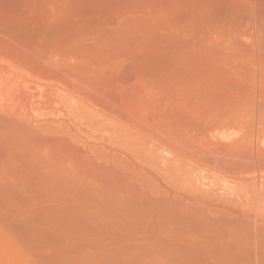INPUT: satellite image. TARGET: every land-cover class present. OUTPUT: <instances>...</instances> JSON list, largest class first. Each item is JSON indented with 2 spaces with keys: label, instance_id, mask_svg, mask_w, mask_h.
Returning a JSON list of instances; mask_svg holds the SVG:
<instances>
[{
  "label": "rangeland",
  "instance_id": "obj_1",
  "mask_svg": "<svg viewBox=\"0 0 264 264\" xmlns=\"http://www.w3.org/2000/svg\"><path fill=\"white\" fill-rule=\"evenodd\" d=\"M0 237L23 264H264V0H0Z\"/></svg>",
  "mask_w": 264,
  "mask_h": 264
},
{
  "label": "bare ground",
  "instance_id": "obj_2",
  "mask_svg": "<svg viewBox=\"0 0 264 264\" xmlns=\"http://www.w3.org/2000/svg\"><path fill=\"white\" fill-rule=\"evenodd\" d=\"M177 74V73H176ZM178 77H179V75H178ZM176 78V77H175ZM177 79V78H176ZM251 89V88H250ZM178 95V94H177ZM225 97V96H224ZM220 98V97H219ZM223 98V97H222ZM258 99V98H257ZM214 100H215V98H214ZM230 100V99H229ZM231 101V100H230ZM177 102V101H176ZM216 103H217V101H215ZM253 103V102H252ZM251 103V104H252ZM180 104V103H179ZM225 104V103H224ZM258 104V103H257ZM218 105V104H217ZM221 105V104H220ZM175 106V105H174ZM177 106V105H176ZM250 106L251 105H247V107H249L250 108ZM253 106V105H252ZM259 106V105H258ZM184 107V106H183ZM227 107V106H226ZM229 107V106H228ZM176 108V107H175ZM259 108V107H258ZM184 110V109H183ZM186 110V109H185ZM248 110H251V109H248ZM176 111V110H175ZM174 111V112H175ZM180 111H181V109H180ZM253 111V110H252ZM182 112V111H181ZM248 112V111H247ZM184 113H186L185 111L183 112V114ZM229 113H231V111H229ZM254 113V112H253ZM249 114H250V111H249ZM176 115H178V114H176ZM180 115V114H179ZM225 115V114H224ZM245 115V114H244ZM251 115H253V114H251ZM187 116V115H186ZM197 116V115H196ZM218 116V115H217ZM221 116V115H220ZM226 116V115H225ZM257 116V115H256ZM219 117V116H218ZM229 117H230V115H229ZM229 117H227V118H229ZM233 117V116H232ZM236 117H237V115H236ZM236 117H235V120H236ZM249 117V116H248ZM258 117V116H257ZM208 118V117H207ZM234 118V117H233ZM232 118V119H233ZM185 119H187V118H185ZM188 119H189V116H188ZM196 119V118H195ZM249 119H250V117H249ZM253 119V118H252ZM189 120H191V119H189ZM194 120V119H193ZM197 120V119H196ZM215 120V119H214ZM229 120V119H228ZM234 120V119H233ZM234 120V121H235ZM195 121V120H194ZM204 121H205V119H204ZM207 121V120H206ZM209 121V120H208ZM216 121V120H215ZM214 121V122H215ZM246 121V120H245ZM179 122V121H178ZM187 123V122H186ZM211 123V122H210ZM197 124V123H196ZM195 124V125H196ZM209 124V123H208ZM178 125V124H177ZM187 125V124H186ZM207 125V124H206ZM211 125V124H210ZM210 125H207V126H210ZM214 125H216V124H214ZM213 125V126H214ZM197 126V125H196ZM195 126V127H196ZM199 126V125H198ZM212 126V125H211ZM187 127V126H186ZM194 127V128H195ZM191 128V127H190ZM193 128V127H192ZM212 128V127H211ZM183 129V128H182ZM198 129V128H197ZM205 129H208V128H206L205 127ZM213 129V128H212ZM200 130V129H199ZM211 130V129H210ZM214 130H216V127L214 128ZM213 130V131H214ZM208 131V130H207ZM212 131V130H211ZM217 132V131H216ZM215 132V134H217ZM211 133V132H210ZM209 133V134H210ZM175 134V133H174ZM190 134V133H189ZM192 134V133H191ZM202 134V133H201ZM205 134V133H204ZM213 134H214V132H213ZM185 135H186V133H185ZM245 135V134H244ZM178 136V135H177ZM191 136H193V135H191ZM202 136V135H201ZM200 136V137H201ZM221 136V135H220ZM224 136V135H223ZM227 136V135H226ZM230 136V135H229ZM233 137V136H232ZM235 137V136H234ZM181 138H183V137H181ZM192 138V137H191ZM202 138V137H201ZM204 138H206V140L204 139ZM203 139H204V141H203V139H201L200 141H201V143H202V145H203V147H205V149L207 150V153H204V154H207V155H209V157L210 158H212V159H215L216 160V162L217 161H219L220 159L222 160V163H224L223 164V166H225L226 167V165L227 166H230V165H232V164H234V163H232V164H230V158H233V159H236V161L238 160L239 161V159H242L243 160V158L241 157V156H239L238 158H237V154L238 153H243V154H245L246 153V151L248 152V154L250 153L251 154V156H254V157H257V158H259V159H261L260 157L262 156V152H261V150H259L258 149V143L257 142H255V143H252L250 140L249 141H247V136H242V138L240 139H238L237 141H230L229 143H228V141H227V143H226V141H223L224 140V138H226V137H224V138H218V137H214L216 140H214V138L212 139L211 137H210V139L211 140H208V138L206 137V135H205V137H204ZM173 139V138H172ZM218 139H220L219 141H218ZM223 139V140H222ZM233 139V138H232ZM182 140V139H181ZM213 140V141H212ZM199 141V140H198ZM203 141V142H202ZM220 141H223L224 143H221ZM182 142V141H181ZM185 142V141H184ZM183 142V143H184ZM194 142H196V141H194ZM251 142V143H250ZM183 143H181V144H183ZM200 142H198V144H199ZM226 143V144H225ZM174 144V143H173ZM175 144H177V143H175ZM189 144V143H188ZM188 144H186L187 145V147H189V149H191V145L190 146H188ZM170 145V144H169ZM178 145H179V143H178ZM194 145V147H195V144H193ZM174 146V145H173ZM179 147H180V145H179ZM197 147L199 148L200 146H198L197 145ZM196 147V148H197ZM181 148V147H180ZM193 148V147H192ZM201 148H202V146H201ZM200 148V149H201ZM182 149V148H181ZM184 149H186L185 148V146H184ZM188 149V148H187ZM243 149L245 150L244 152H239V151H243ZM174 150V149H173ZM183 150V149H182ZM237 150V154H236V156H234V155H231L232 157H230L229 155H230V153L232 154V152L233 151H236ZM239 150V151H238ZM175 151V150H174ZM178 151H179V149H178ZM177 151V149H176V153L175 152H173V153H175L174 154V157H176L175 155L177 154V153H180V154H178V155H181L182 154V152H178ZM186 151H189V150H186ZM194 151V150H193ZM187 154L189 153V152H186ZM186 153H184V151H183V154H184V156H185V154ZM191 153L192 152H190V155H191ZM186 154V155H187ZM195 154V153H194ZM193 153H192V155H194ZM203 154V153H202ZM236 157V158H235ZM241 157V158H240ZM190 158V157H189ZM192 158V157H191ZM218 158H220V159H218ZM227 158H228V161H226L227 160ZM257 158H255V159H257ZM193 159H195L196 160V157L194 158L193 157ZM223 159H226V160H223ZM230 159V160H229ZM248 159V158H247ZM247 159H245L246 160V162L247 161H249V160H247ZM244 160V161H245ZM198 161H200L199 160V158H198ZM214 161V160H213ZM202 162V161H201ZM210 162V161H209ZM209 162H208V164H209ZM215 162V163H216ZM232 162V161H231ZM241 162V161H240ZM219 163V162H218ZM217 163V164H218ZM249 163V162H248ZM251 163V162H250ZM205 164H207L206 162H204V165ZM211 164V163H210ZM209 164V166L211 167H213V165H210ZM237 163H235V168L237 167V165H236ZM239 165L241 164V163H238ZM244 164H245V162H244ZM257 164V163H256ZM207 166V165H206ZM233 167H234V165H232ZM231 166V168H232V170H233V167ZM243 166V165H242ZM247 166H249V165H246V166H244L245 168H243V170L244 169H246V167ZM211 167V168H212ZM250 167V166H249ZM224 168V167H223ZM222 168V169H223ZM227 168V167H226ZM238 168V167H237ZM240 169H242L241 168V166L239 167ZM238 168V169H239ZM248 168V167H247ZM230 168H228V170H229ZM240 169H239V171H240ZM249 169V168H248ZM252 169V168H251ZM247 170V169H246ZM252 171V170H251ZM251 171H249V173H252ZM233 172V171H232ZM241 172V171H240ZM243 172V171H242ZM234 173H235V170H234ZM241 174V173H240ZM244 174H247L246 172L244 173ZM247 180V179H246ZM254 180V179H253ZM243 182H245V180H242ZM250 181H252V180H250ZM225 200V199H224ZM228 202H230L229 204H234V202H233V200H227ZM209 210V209H208ZM209 211H211V210H209ZM7 246H8V243H6V240H3L1 237H0V251H1V254H2V256L4 257V263L5 264H23V261H21L22 260V257H21V255H20V253H18V252H16V251H12V250H9L8 248H7ZM183 248H187L186 246H184ZM188 249H190V251L187 253V255L188 256H183V257H189V258H193V257H196L197 255H198V250L199 249H194V248H188ZM249 256V255H248ZM250 257V256H249ZM255 259H257L256 257H254ZM0 260H1V258H0ZM2 260H3V258H2ZM0 261V262H3V261ZM3 264V263H2Z\"/></svg>",
  "mask_w": 264,
  "mask_h": 264
}]
</instances>
